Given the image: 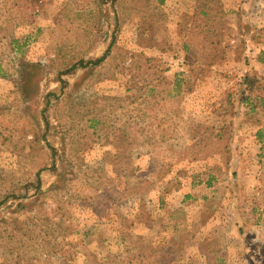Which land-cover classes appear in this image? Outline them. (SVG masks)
Masks as SVG:
<instances>
[{
    "label": "rangeland",
    "instance_id": "rangeland-1",
    "mask_svg": "<svg viewBox=\"0 0 264 264\" xmlns=\"http://www.w3.org/2000/svg\"><path fill=\"white\" fill-rule=\"evenodd\" d=\"M166 1L0 0V264H264V10Z\"/></svg>",
    "mask_w": 264,
    "mask_h": 264
},
{
    "label": "trees",
    "instance_id": "trees-1",
    "mask_svg": "<svg viewBox=\"0 0 264 264\" xmlns=\"http://www.w3.org/2000/svg\"><path fill=\"white\" fill-rule=\"evenodd\" d=\"M213 1V0H212ZM163 2V1H162ZM215 2V1H214ZM213 2V3H214ZM163 3H165V2H163ZM218 3V2H217ZM199 4V3H198ZM207 4H203V6L200 8H196V10L198 9L199 10V13L201 14V15H203V16H206L207 18L208 17H210V11L211 10H213V8L211 7V8H208V7H206L208 10H206L204 7L206 6ZM215 6H216V4H215ZM214 10H215V12L212 14V17L211 18H213L212 19V21H211V23L213 24V22L215 21L214 19L216 18V16H218V13H220V7H216V8H214ZM244 15V16H243ZM246 16V14L244 13H242L241 14V17H240V19H239V21H238V28L241 26H243L244 24H245V21H246V19H244V17ZM211 24V25H212ZM212 31H213V29H212ZM240 37L242 36V37H244L243 36V34H241V35H239ZM246 39V38H245ZM251 49L252 48H249V51L247 50V56H249V55H251ZM106 55H107V53H106ZM206 55H209V54H206ZM105 58H106V56H104V57H102V58H100L99 60H97L96 61V64L97 63H100V62H102V61H104L105 60ZM187 60H190V56H189V58L187 57ZM258 61L260 62V63H262V64H264V49H262L261 51H260V53H259V56H258ZM178 78H176V80H175V83H174V85L177 87V89L178 90H180V88L182 89V86L184 85V83H186V81L188 80V76L187 75H185V74H179L178 76H177ZM264 80V78H259V77H249V76H246V77H244V79H243V81H242V84L246 87V89H247V91H251L252 89H253V87L256 85V81L260 84V82L261 81H263ZM263 86H264V84H262ZM252 86V87H251ZM263 90H264V88H263ZM246 103H247V106H248V108L249 107H251L252 109H254L255 108V105H253L252 103H249V100L247 99L246 101H245ZM262 106L264 107V100H262ZM261 136H262V134H261V132H258V139H261ZM168 137V135H163L162 136V141L164 142L165 141V139ZM161 141V142H162ZM211 180H213V177H211L210 176V180L208 181V184L210 185L211 184ZM190 196H187L186 198H189ZM173 218L174 217H172V220H173ZM239 223V222H238ZM240 224V223H239ZM238 224V227H239V231H240V233L241 234H243L244 233V228H243V226H241V225H239ZM178 226H179V224H176L175 225V229H177L178 228ZM179 232V231H178Z\"/></svg>",
    "mask_w": 264,
    "mask_h": 264
},
{
    "label": "crops",
    "instance_id": "crops-1",
    "mask_svg": "<svg viewBox=\"0 0 264 264\" xmlns=\"http://www.w3.org/2000/svg\"><path fill=\"white\" fill-rule=\"evenodd\" d=\"M162 1L165 3L167 2L166 0H162ZM162 1L160 0V2ZM191 1L194 2L196 5L197 3H201L202 6L203 4H207L205 7H208V8H211V7L215 8L216 7L215 4L217 5V2H218V5L221 9L220 12L222 13V16H225V14H228L230 12L231 18L236 20V24L239 21L241 14L242 13L244 14L246 10L250 8L251 6H253L255 13L257 11L258 14H260V12H263L264 10V0H213V1L212 0H191ZM244 19L248 20L249 17L245 16ZM236 24L234 26H236Z\"/></svg>",
    "mask_w": 264,
    "mask_h": 264
}]
</instances>
